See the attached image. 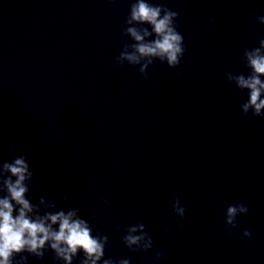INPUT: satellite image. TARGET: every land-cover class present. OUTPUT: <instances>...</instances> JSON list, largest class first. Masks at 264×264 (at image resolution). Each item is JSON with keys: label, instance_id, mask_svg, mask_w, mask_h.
Returning <instances> with one entry per match:
<instances>
[{"label": "clouds", "instance_id": "1", "mask_svg": "<svg viewBox=\"0 0 264 264\" xmlns=\"http://www.w3.org/2000/svg\"><path fill=\"white\" fill-rule=\"evenodd\" d=\"M178 16V12L150 0H134L123 30L132 43H124L115 57L116 64L139 66L144 79L148 78L149 66L157 60L176 68L186 51L184 37L175 23ZM255 19L264 25V15ZM209 23H215L214 19ZM242 62L248 74L228 72L227 81L240 91H247L248 99L240 105L244 114L251 112L253 118L264 117V38L259 40L258 47L244 50ZM30 168L25 155L0 163V264H27V256L42 259L49 250L62 264H73L79 253L83 254L80 264H130L128 259L105 258L108 237L99 232L93 235L91 224L81 218L79 209L48 211L56 208V204L46 202L43 197L33 204L28 198V185L34 176ZM67 199L66 195L61 196L62 201ZM101 203L108 201L101 197ZM173 210L181 219L184 217L186 209L179 198L174 199ZM248 211L242 203L227 207L224 218L227 235H232L237 227V217ZM125 232L122 241L129 250L146 253L152 249L153 240L143 223L130 224ZM242 235L251 239L254 233L245 229ZM165 254L158 251L153 259L158 261Z\"/></svg>", "mask_w": 264, "mask_h": 264}]
</instances>
